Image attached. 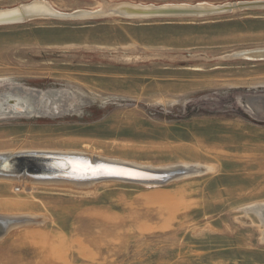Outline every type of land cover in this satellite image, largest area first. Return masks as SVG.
I'll list each match as a JSON object with an SVG mask.
<instances>
[{"label":"rangeland","instance_id":"374dc122","mask_svg":"<svg viewBox=\"0 0 264 264\" xmlns=\"http://www.w3.org/2000/svg\"><path fill=\"white\" fill-rule=\"evenodd\" d=\"M32 1L42 0L0 8ZM43 1L74 13L254 0ZM253 48H264V6L0 24V94L21 86L32 100L0 115V154L78 150L188 169L162 184L0 181V216L12 222L0 264H264L254 211L264 205V58L230 57Z\"/></svg>","mask_w":264,"mask_h":264},{"label":"bare ground","instance_id":"6f19581e","mask_svg":"<svg viewBox=\"0 0 264 264\" xmlns=\"http://www.w3.org/2000/svg\"><path fill=\"white\" fill-rule=\"evenodd\" d=\"M237 5L243 7L249 6H259L264 5V0H254V1H237L232 3H224L219 5H199V6H190L184 4H172V5H147V4H138L132 2H117V3H107L104 6H100L99 8L92 9V10H78L74 13H67L58 11L57 9L53 8L45 1H32L29 3L21 4L19 6L10 7V8H0V21L3 22H20V20L26 14H39L41 16H53L59 18H90L96 17L101 15H110V14H119L127 17H136V18H151V17H163V16H185V15H203V14H213L218 12H228L234 10ZM255 49V48H253ZM240 52V51H239ZM30 96V95H29ZM32 96V95H31ZM43 96V95H42ZM28 95L24 93V95H19L18 99L15 97L10 98V103L4 106V110L7 112L10 110H25L29 108L30 101H28ZM37 99H35L36 101ZM41 101V100H40ZM42 102V101H41ZM37 103V102H36ZM43 105V104H42ZM33 106V105H32ZM35 106V105H34ZM37 106V104H36ZM9 107V108H8ZM1 115V114H0ZM4 115V114H3ZM32 151V149H30ZM45 150V149H44ZM54 149H50L52 151ZM11 151V150H10ZM9 151V152H10ZM17 151V150H16ZM11 151L10 154L17 153L19 151ZM21 151V150H20ZM28 151V150H26ZM47 151V149L45 150ZM57 151V150H55ZM68 151V150H66ZM66 151H64L66 153ZM76 151V150H75ZM7 153V151H3ZM25 152V151H23ZM30 152V151H29ZM48 152V151H47ZM62 152V151H59ZM70 152V151H69ZM84 152V151H83ZM9 154V153H8ZM73 154H82L88 155L89 153H82L80 151L73 152ZM89 157H93L92 154L88 155ZM98 158L102 157L107 162L110 163H117V164H126L133 167H147L143 165H138L133 162H128L127 160L118 159V158H104L103 156L96 155ZM27 164L28 170H36L37 173H46L50 170H63L62 172L69 170L72 174L76 175V177L83 176V173H86L87 177H96V176H103V175H117V174H109L112 170H119L122 172H129V170H125L123 167L118 165H98L96 167L88 166V160L83 158H71V159H48V158H30ZM141 164V163H140ZM150 168V167H148ZM152 169V168H151ZM156 171V170H155ZM159 171V170H158ZM164 171V170H163ZM168 171V170H167ZM131 172V171H130ZM132 173V172H131ZM127 176V175H125ZM171 177V176H169ZM169 177L164 178L163 181H166ZM103 180H118V179H103ZM0 181L11 182L17 185H24L29 186L33 184L40 183L39 179H36L32 176L28 175H21V176H9L6 174H0ZM102 181V180H101ZM122 181V180H121ZM44 182L43 184H74V185H89L92 184L94 181H78V182H69L64 180H52V181H41ZM46 182V183H45ZM158 182H147L141 184H156ZM255 213L259 217L261 223V238L264 241V205H258L254 209ZM12 222L9 217L0 216V234L6 233L8 230L9 225ZM94 262L98 259L96 257H92Z\"/></svg>","mask_w":264,"mask_h":264},{"label":"water","instance_id":"95a60500","mask_svg":"<svg viewBox=\"0 0 264 264\" xmlns=\"http://www.w3.org/2000/svg\"><path fill=\"white\" fill-rule=\"evenodd\" d=\"M264 6V5H259ZM237 8V5L235 6ZM238 8H241L238 6ZM37 17H50L47 16H41L39 14H26L20 22L27 21L29 19L37 18ZM6 23H17V22H3L0 21V24H6ZM230 57H249V58H264V48L259 49H251V50H245L241 52L234 53ZM23 93V88L21 86L13 87L10 91H6L0 94V114L3 115H9V112L2 109L4 106H7L10 103V98L21 96ZM17 112H22L21 110ZM48 158V159H71V158H83L88 160V166L96 167L98 165H118L123 167L125 170H129L132 173H136V175H103V176H96V177H90L88 178L86 173H83V176L76 177V175L72 174V172L69 170H66L62 172L63 170H50L46 173H37L36 170H28L27 164L30 160V158ZM187 170L181 169H175V170H169V171H155L152 169H146L143 167H133L130 165H124V164H117V163H110L107 162L103 158H97V157H89L88 155H78L73 153H51V152H17L14 154H0V174H6L9 176H21L23 174L32 176L36 179H39L40 181H52V180H64L69 182H78V181H89L93 180L95 181H101L103 179H118L122 181H128V182H136V183H147V182H158L156 184H162L165 181L164 178L173 176V175H179L181 173H186Z\"/></svg>","mask_w":264,"mask_h":264},{"label":"snow or ice","instance_id":"6c2138e0","mask_svg":"<svg viewBox=\"0 0 264 264\" xmlns=\"http://www.w3.org/2000/svg\"><path fill=\"white\" fill-rule=\"evenodd\" d=\"M109 174H117V175H136V173L122 172V171H119V170H112V171H110Z\"/></svg>","mask_w":264,"mask_h":264}]
</instances>
